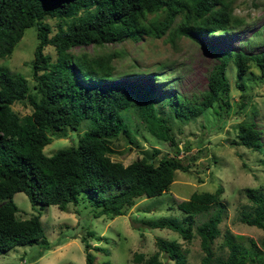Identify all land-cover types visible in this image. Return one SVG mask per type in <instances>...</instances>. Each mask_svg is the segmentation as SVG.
Segmentation results:
<instances>
[{"label": "trees", "instance_id": "trees-1", "mask_svg": "<svg viewBox=\"0 0 264 264\" xmlns=\"http://www.w3.org/2000/svg\"><path fill=\"white\" fill-rule=\"evenodd\" d=\"M233 1L0 0V58L10 55L26 28H36L30 61L33 92L23 75L0 66V253L32 244H38L42 250L50 248L38 214L24 219L15 216L17 207L12 196L16 192L24 193L32 206L54 205L59 210H66L67 204H77L79 196L85 194L92 217L111 219L122 215L137 198L167 191L179 169L178 149L152 88L115 79L110 61L116 53L73 55L71 49L165 36L170 42L186 37L203 44L199 36L226 33L242 23L232 13ZM46 19L55 20L53 27ZM46 46L53 48L54 60L44 53ZM210 49L217 62L209 71L206 88L200 95L190 99L172 95L164 99L175 118L184 121L194 118L220 97L227 104L225 67L230 58L238 89H243L241 80L250 63L258 67L264 78V50L248 55ZM15 102L26 103L30 112L18 115L11 108ZM129 107L154 139L167 141L174 147V156L161 157L154 164L152 159L158 153L154 149L150 155H142L126 165L110 159V140L119 134L132 138L121 115ZM85 119L89 121L88 128L78 136L75 146L49 156L43 154L42 148L52 137H63L64 129L77 130ZM235 138V144L260 154V164L264 166L261 132L253 121L238 123ZM243 192L251 205L241 213V222L264 228V193L255 188H245ZM221 193L222 187L218 185L212 192H192L186 200L178 201L176 208L186 216L185 227L162 221L152 227L168 228L189 240L192 215L209 213L194 228L203 252L199 264H252L247 249L233 239L226 242L224 258L209 261L210 245L218 234L223 211ZM86 234L92 236L89 231ZM80 241L84 264H95L89 243L84 236ZM262 243L264 246V240ZM155 245L173 264H185V255L176 241L157 238ZM143 262L162 264L157 252Z\"/></svg>", "mask_w": 264, "mask_h": 264}, {"label": "rangeland", "instance_id": "rangeland-1", "mask_svg": "<svg viewBox=\"0 0 264 264\" xmlns=\"http://www.w3.org/2000/svg\"><path fill=\"white\" fill-rule=\"evenodd\" d=\"M232 7L233 15L241 18L242 23L226 33L199 36L203 44L186 37L174 38L170 42L165 36L159 39L146 37L138 42L124 39L102 46L86 45L71 49L73 55L116 53L110 61L115 79L152 88L160 114L166 118L176 143L179 169L174 172L167 191L149 198H137L122 215L111 219L92 217L91 204L85 194L79 196L77 204H67L66 210H59L54 205L32 206L24 193H14L15 216L24 219L38 214L50 248L42 250L38 244L15 246L0 253V264H84L83 243L80 241L83 236L90 245L95 264H144V259L155 252L162 264H173L157 250V238L176 241L185 255V264H199L203 252L194 228L206 220L209 213L192 215L189 240L182 239L168 228H153L152 224L174 222L185 227L186 216L176 208V203L186 200L192 192H212L218 185L222 187L220 201L223 211L217 225L218 234L210 245L209 261L224 258L226 242L233 239L247 249L252 264H264V228L248 226L240 220L241 213L249 210L251 205L243 190L255 188L264 193L262 156L234 143L238 123L253 121L261 132L264 145V78L260 76L258 67L254 63L249 64L240 90L236 87L234 63L227 55V59L230 58L225 67L227 104L220 97L200 115L187 121L175 118L164 100L172 95L184 99L200 95L206 88L209 71L217 62L210 48L225 54L240 51L248 55L264 50V0H234ZM45 22L52 27L55 24L52 19ZM35 33V26L26 28L10 55L0 58V66L27 79L30 92H33L34 83L30 61L36 44ZM44 53L51 60L55 59L52 47L46 46ZM11 108L20 116L31 110L26 103L20 102H15ZM121 115L132 138L119 134L108 142L112 150L109 153L111 160L126 165L142 155H150L154 149L158 151L152 159L154 164L161 157L174 156V147L167 141L154 139L131 107ZM88 125L89 121L85 119L75 131L64 129L65 135L52 137L51 142L42 148L43 154L49 156L59 149L75 146L78 136ZM184 166L186 168L182 169ZM87 231L92 236H88Z\"/></svg>", "mask_w": 264, "mask_h": 264}]
</instances>
